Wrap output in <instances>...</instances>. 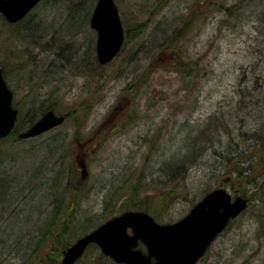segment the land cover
I'll use <instances>...</instances> for the list:
<instances>
[{
  "label": "rangeland",
  "instance_id": "obj_1",
  "mask_svg": "<svg viewBox=\"0 0 264 264\" xmlns=\"http://www.w3.org/2000/svg\"><path fill=\"white\" fill-rule=\"evenodd\" d=\"M92 1H43L16 27L0 17L17 127L47 106L66 116L37 136L0 141V264H50L60 227L43 239L44 227L55 210L58 224L71 213L61 235L73 243L124 210L176 221L218 186L250 203L196 264H264L255 219L264 201L251 198L264 177V0H114L128 31L104 64L91 13L81 23ZM234 151L245 152L240 177ZM75 264L119 263L89 244Z\"/></svg>",
  "mask_w": 264,
  "mask_h": 264
},
{
  "label": "water",
  "instance_id": "obj_2",
  "mask_svg": "<svg viewBox=\"0 0 264 264\" xmlns=\"http://www.w3.org/2000/svg\"><path fill=\"white\" fill-rule=\"evenodd\" d=\"M38 1L0 0V12L9 22H14ZM89 21L97 32V61L107 63L120 51L124 39L123 25L114 0H96ZM16 119L12 90L0 67V138L12 132ZM64 119V115L48 109L17 136L28 138L39 135L61 124ZM81 168V176L85 177L87 169L83 164ZM248 202L247 197L232 195L225 187L219 186L207 192L174 222H158L143 210H125L78 237L63 251L60 264H74L91 243L117 263L195 264L228 221L238 216ZM140 243L144 249L139 247Z\"/></svg>",
  "mask_w": 264,
  "mask_h": 264
},
{
  "label": "trees",
  "instance_id": "obj_3",
  "mask_svg": "<svg viewBox=\"0 0 264 264\" xmlns=\"http://www.w3.org/2000/svg\"><path fill=\"white\" fill-rule=\"evenodd\" d=\"M93 1L91 0V3H92ZM164 1L163 2H159V4H157V5H155V9L157 10V9H159V8H161V6H163L164 5ZM95 5V4H94ZM94 5H91V7L93 6L94 7ZM75 6H77V5H75ZM90 7V10L87 12V11H85V14H84V17L82 18V21H81V23H83V22H85V21H87L88 20V18H86V17H88L89 16V14L91 13V11H92V9H93V7L91 8ZM189 13H192V11L191 10H189ZM77 16V15H76ZM77 18V17H76ZM75 21H76V19H75ZM189 21V19L186 17V22L184 23L183 21H182V23H180L181 24V26L182 27H180V29H179V31H186L187 29H186V25H187V22ZM74 22V21H73ZM72 23V22H71ZM133 25H134V27H133V29L135 30V33L134 34H136L137 35V33H139V32H141V28H144V26H145V23H141V21H137L135 24L134 23H132ZM143 25V26H142ZM70 26H71V24H70ZM128 31V28H126L125 29V31ZM127 31H126V33H127ZM176 36H178L177 34H175V36L174 37H176ZM160 52H162L163 50L165 51V50H167V46H164L162 49H158ZM158 50L156 51V53H155V55H158ZM97 63L98 64H100L98 61H97ZM3 75H4V73H3ZM4 77H5V75H4ZM127 88H128V86H127ZM43 110H41V113L39 114V115H35V116H32L31 117V119H30V121L29 122H31V124L34 122V121H36L37 119H38V117L44 112V111H46L47 109H55L53 106H47V107H45V108H42ZM19 123H16L15 125H14V127H13V130H12V132L9 134V135H7L6 137H4L3 138V140H0V141H6V140H9V139H11L9 136H12V139H14V140H16V139H18V136H16L17 135V133L18 132H20V131H23L22 129H21V127H20V125H19V127H17V125H18ZM30 124V123H29ZM30 124V125H31ZM29 125V126H30ZM28 126V127H29ZM27 127V128H28ZM26 128V129H27ZM24 130H25V128H24ZM15 134V135H14ZM18 140H20V139H18ZM236 151V150H235ZM235 151H234V155L232 156V157H230V160H232V163L235 161V162H237V164H236V166H234V169H236V172H237V177H240V176H243V171L241 170H239L240 168H239V164L240 163H238L239 161L240 162H243V159H242V154L243 153H245V152H243V151H239V152H237V153H235ZM247 154V153H246ZM247 156H251L250 157V159H252V155L250 154V155H248L247 154ZM229 159V158H228ZM187 160V157H186V159L185 160H183V159H180L179 160V163L180 164H183L184 163V161H186ZM248 160H249V158H248ZM234 165V164H233ZM181 166V165H180ZM171 168V166H169V170H172V168ZM180 171H181V168L180 169H178L176 172H179L180 173ZM249 175H251V174H249ZM247 177V176H246ZM254 179H257V181H259L258 180V178H254ZM253 179V180H254ZM225 181V180H224ZM221 185H222V183H221ZM254 188H253V190H256V191H261L260 192V194L259 195H255V196H253V194H251V198H254V197H256L255 198V200L257 199H259L261 202H263L264 201V177H262V179L260 180V182L258 183V182H256V184L253 186ZM249 199V198H248ZM249 203H250V199H249V202H248V205H249ZM259 204V203H258ZM263 204V207H264V203H262ZM260 205V204H259ZM144 208V207H143ZM247 208V207H246ZM245 208V209H246ZM138 209V208H137ZM145 209V208H144ZM242 212H244V211H242ZM242 212L240 213V215L242 214ZM66 214V213H65ZM70 212L69 213H67L65 216H63L62 218H61V222H60V224H58V221H57V216L59 215L58 214V212H57V210H55L53 213H52V215H51V217H50V219L47 221V224L45 225V227H44V230H45V233H44V238L43 239H45L46 238V235L47 234H49L50 232H48L51 228H53L54 226H56V227H58L59 228V234L57 235V237H59V239H60V245H58V246H55L54 248H52L51 247V249L49 248V249H47V251H46V253H45V256H46V258H48L49 260H51V263L50 264H58V259L60 258V257H62V255H63V251L71 244L70 242H67L64 238H63V236L61 235V234H64V232H65V229H66V227H67V221H68V218H71L70 217ZM65 217H67V218H65ZM73 217V216H72ZM256 217L257 218H255L256 220H258L263 226H264V210L261 208L259 211H258V213H257V215H256ZM99 221H100V219H99ZM99 221H97L96 223H94V224H99L100 222ZM99 222V223H98ZM94 224H92V225H90V226H88V225H86L80 232H79V236L78 237H80L81 235H83L84 233H86V232H88L89 230H91L92 228H94L96 225H94ZM77 237V238H78Z\"/></svg>",
  "mask_w": 264,
  "mask_h": 264
},
{
  "label": "flooded vegetation",
  "instance_id": "obj_4",
  "mask_svg": "<svg viewBox=\"0 0 264 264\" xmlns=\"http://www.w3.org/2000/svg\"><path fill=\"white\" fill-rule=\"evenodd\" d=\"M43 1H47V0H39L25 15H23L20 19L14 21V22H9L5 16L0 12V17L4 20V23L6 25H9V26H19V25H22L24 23H26V20L30 17V12L33 11V9L38 6L41 2ZM49 1V0H48ZM125 33V31H124ZM97 37V36H96ZM96 40V39H95ZM96 44V43H95ZM95 47V59H96V62H97V55H96V45L94 46ZM91 244H94V243H91ZM96 245V244H95ZM140 246H141V243H140ZM77 261V260H76ZM76 263V262H75Z\"/></svg>",
  "mask_w": 264,
  "mask_h": 264
},
{
  "label": "bare ground",
  "instance_id": "obj_5",
  "mask_svg": "<svg viewBox=\"0 0 264 264\" xmlns=\"http://www.w3.org/2000/svg\"><path fill=\"white\" fill-rule=\"evenodd\" d=\"M0 67H1V66H0ZM1 69H2V68H1ZM100 223H101V222H100ZM91 225H92V224H91ZM89 226H90V225H89ZM71 244H72V243H71ZM71 244H70V245H71ZM70 245H69V246H70ZM69 246H68V247H69ZM68 247H67V248H68ZM67 248H66V249H67ZM66 249H65V250H66Z\"/></svg>",
  "mask_w": 264,
  "mask_h": 264
}]
</instances>
